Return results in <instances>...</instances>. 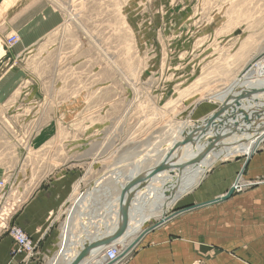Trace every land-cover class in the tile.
Returning a JSON list of instances; mask_svg holds the SVG:
<instances>
[{"label": "rangeland", "instance_id": "obj_1", "mask_svg": "<svg viewBox=\"0 0 264 264\" xmlns=\"http://www.w3.org/2000/svg\"><path fill=\"white\" fill-rule=\"evenodd\" d=\"M14 5L25 11L21 20L42 18L45 9L59 11L64 19L23 57L17 103L10 109L0 106V158L8 168L0 177V233L8 235L12 227L24 231L11 223V213L40 174L63 165L81 167L73 199L55 217L58 238L52 256L70 226L74 237L80 234L79 194L101 191L104 185L115 194L119 185L112 172L128 177L136 167L149 168L173 138L182 140L180 128L195 126L218 109L226 93L250 86L264 72V0H4L2 8ZM12 35L16 42L7 44ZM19 39L12 32L3 43L9 50ZM91 101L96 108L87 109ZM50 125L61 134L53 132L56 140L43 145L39 137ZM75 139L82 140L77 148ZM75 148L82 159L69 161L66 155L75 154ZM262 150L264 140L249 156L234 153L214 160L203 173L228 161L245 163L232 179V187L236 178L239 182L227 200L232 206L226 221H235V201L236 216L249 219L252 198L241 196L264 186V175L246 169ZM256 197L264 218V191ZM93 198L90 208L99 211L107 200L101 192ZM171 206L164 217H149L143 228L160 225ZM212 215L218 221L219 211ZM95 219V226L109 221Z\"/></svg>", "mask_w": 264, "mask_h": 264}, {"label": "crops", "instance_id": "obj_2", "mask_svg": "<svg viewBox=\"0 0 264 264\" xmlns=\"http://www.w3.org/2000/svg\"><path fill=\"white\" fill-rule=\"evenodd\" d=\"M3 1L0 0V106L10 109L17 103L16 100L21 93L19 82L24 78L21 64L23 57L62 25L64 17L55 9L48 11L45 9V12L42 11V18L29 16L21 20L25 13L24 9L16 10L14 5L6 10L5 7L2 8ZM36 22L38 27L35 26ZM12 32L18 33L20 39L8 50L3 40ZM16 59V64H12ZM19 68L23 74L18 72ZM96 99L98 101V98ZM89 107H95V101L88 102L86 108ZM46 130H48L47 135L41 134L39 137V142L43 145L46 141L50 143L57 138L51 136L53 132L61 134L58 132L59 128L52 125ZM73 142L76 148L82 144V140L79 139ZM76 148L75 154L71 152L66 155L69 156V161L76 162L77 159H82ZM263 158L264 150L252 156L246 171L249 169L252 174L264 175ZM244 164L243 160H239L213 166L198 182L196 188L192 187L172 203L169 209L171 214L165 216V221H161L160 225L152 229L149 227L148 230L145 227L151 224L143 228L145 221L142 228L147 229V232L144 233L141 228L137 242L132 241L131 236H125L123 242L125 248L127 249L132 243L133 246H130L131 250L121 264H192L194 261L203 264H264V218L258 209L259 198H255V193L263 194L264 186L255 187L249 191L250 193L241 196L244 198L249 195L252 198L250 217L245 221L236 216V201L235 221H226L227 210L232 206L227 200L232 195L225 200L209 202L226 194L231 188L232 179L238 172L243 171ZM27 168L30 171L28 166ZM80 168L76 165H63L58 169L43 172L38 176L36 184L33 183L32 186L29 184L28 195L24 202L11 213V223L23 228L37 245L33 257L26 264H40L44 259H48L46 263L48 264L53 258L54 255L51 254L54 252L58 238L54 228L55 217L64 204L73 199L70 196L78 188L77 182L82 175ZM7 170L0 158V177H4ZM20 171H17V176L26 178L25 173ZM212 210L219 211L218 221L214 219ZM160 215L161 218L162 213ZM85 224L83 221H78L80 234L75 236L77 240L79 238L80 243L87 241L88 244L90 236L100 237L97 234L109 231L107 225L99 224L97 225L99 227L95 228V223H91L88 231L83 232L81 230L84 229ZM71 227L64 235L71 232ZM99 228V231H95ZM95 240L97 239L94 238L93 241ZM13 247V240L5 232H1L0 264L24 263L23 255L12 256ZM85 258L83 264H92L90 254ZM99 264H104V260L100 259Z\"/></svg>", "mask_w": 264, "mask_h": 264}, {"label": "bare ground", "instance_id": "obj_3", "mask_svg": "<svg viewBox=\"0 0 264 264\" xmlns=\"http://www.w3.org/2000/svg\"><path fill=\"white\" fill-rule=\"evenodd\" d=\"M9 37L6 39L7 44L16 42L18 38L16 35ZM229 93L230 96L227 95ZM222 100L224 101L218 109L204 119L197 121L195 126L177 130L178 136L183 135L182 140L173 138L168 147L149 168L141 170L136 167L128 177H124L121 172H112V181L119 185L117 188L115 187V194L110 195L114 190L109 189L107 185H104L106 187L101 191L98 188H93L86 194H79L77 197V217L81 221H86L83 228L95 223V218H100L99 222H101V218H106L109 221H105L103 224H107L108 227L110 225L109 231L102 233L105 234L103 236L97 234L100 237L90 236V243L88 244L87 241L80 243L79 238L77 240V237L70 235L71 232L69 231L63 236L60 248L48 264H83L87 254H90L92 264H99L100 259L104 260V264H121L133 246L132 243V246L130 245L131 247L128 246L126 249L122 245L124 237L131 236L132 241L137 242L144 222L149 217L161 213L164 217L168 207L200 181L203 173L214 160L226 158L234 153L247 156L253 153L264 140V72L250 86L229 91L222 97ZM196 159L198 161L195 162ZM142 173L145 175L141 177L140 174ZM141 180L143 181L140 184ZM133 181H136L137 184L124 192L127 185ZM238 182V178H236L233 187L231 186L233 192L237 190L236 184ZM97 192H101V196L107 200L102 203L100 212L98 207L90 208V203L92 206L91 200L94 199V194ZM227 192L209 202L225 200L222 197H225ZM124 219H126L125 222ZM119 228L124 229L117 232ZM14 229H18V227L10 228L9 233L13 232ZM99 230L96 229L95 231ZM94 238L97 240L93 241ZM110 238L114 240L106 241L101 245L98 244ZM111 243L116 245L119 251L114 260L108 261L105 257V251ZM36 247L34 242V246L29 252L17 253L14 246L12 256L23 255L25 258L23 264H26L33 257ZM82 252H85L84 257L77 261V257ZM75 261L77 262L75 263Z\"/></svg>", "mask_w": 264, "mask_h": 264}, {"label": "built area", "instance_id": "obj_4", "mask_svg": "<svg viewBox=\"0 0 264 264\" xmlns=\"http://www.w3.org/2000/svg\"><path fill=\"white\" fill-rule=\"evenodd\" d=\"M8 235L12 237L17 253H20L21 251L29 252V250L34 246L32 238L22 232L19 228L14 229V231L8 233ZM118 251V247L111 243L110 246L106 248L105 257L108 259V261L114 260L117 256Z\"/></svg>", "mask_w": 264, "mask_h": 264}, {"label": "water", "instance_id": "obj_5", "mask_svg": "<svg viewBox=\"0 0 264 264\" xmlns=\"http://www.w3.org/2000/svg\"><path fill=\"white\" fill-rule=\"evenodd\" d=\"M239 98H241V97H239ZM236 99H238V98H236ZM142 181H143V180H141L139 183L141 184ZM135 184H137V182H136V181H133V183L127 185V187L124 189V192H126L128 189L132 188V186H134ZM140 184H139V185H140ZM232 193H233V188L229 189L228 192H227V195H226L225 197H222V199H226V198L230 197V195H231ZM123 221L125 222L126 219H124ZM122 229H124V228H122ZM122 229L119 228V230H118L117 232L121 231ZM117 232H116V233H117ZM113 240H114L113 238H110V239L105 240V241H103V242H101V243H98V244L101 245L102 243H105L106 241H107V242H111V241H113ZM84 254H85V252L80 253V255L77 257V261L80 260L82 257H84ZM77 261H75V263H76Z\"/></svg>", "mask_w": 264, "mask_h": 264}]
</instances>
